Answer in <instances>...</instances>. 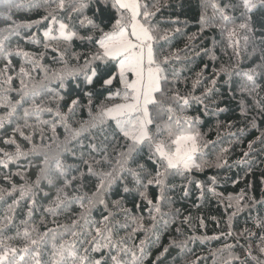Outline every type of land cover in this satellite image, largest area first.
I'll return each instance as SVG.
<instances>
[{"label": "snow or ice", "instance_id": "snow-or-ice-1", "mask_svg": "<svg viewBox=\"0 0 264 264\" xmlns=\"http://www.w3.org/2000/svg\"><path fill=\"white\" fill-rule=\"evenodd\" d=\"M211 6L238 61L249 42L254 46L258 43L260 63L241 73L255 91L256 72L264 76V0H224ZM0 7L6 9L0 11V18L9 22L0 29V59L5 61L0 69V108L4 109L0 145L8 146H0V170L12 163L25 172L33 166L36 169L33 177L26 178L18 170L7 172L3 178L7 186L0 187V201L7 196L11 203L0 221V264H46L45 255L50 257L47 264H145L149 256L146 248L159 241L153 230L157 224L167 228L170 222L162 205L168 198L166 193L176 187L175 177L183 176L190 184L193 181L187 174L204 166L197 163L198 154L207 147L200 132L192 127L197 118L178 112L195 105L209 114V102L215 104L217 113L224 111L215 100V70L207 85L197 74L191 92L181 94L183 78L176 65L190 49H180L173 39L181 34L179 16H164L162 8L174 13L183 5H162L161 0H20L15 4L0 0ZM13 8L36 10L42 15L17 24L11 14ZM45 21L41 41L36 37ZM201 23L203 28L204 17ZM21 28L28 30L24 36ZM12 36L27 38L54 53L59 52L50 48L54 43L79 41L82 51L72 55L74 65L64 58L67 50L53 57L62 67L50 70L41 62L43 53L11 48ZM252 51L255 53L256 48ZM13 55L22 56L30 65L27 69L20 66L16 89L9 74ZM37 70L43 73L42 79L32 76ZM220 71L229 73L227 67ZM198 86L200 95L196 94ZM73 87L75 92L70 91ZM13 91L15 98L10 97ZM46 94L48 101L37 102ZM101 96L106 102H100ZM44 113L51 118L42 119ZM251 127H257L255 120ZM247 148L237 166L246 165L250 170L257 160L264 164V133ZM215 167L230 169L231 165L221 154L216 156ZM13 176H19L22 183L13 182ZM186 184L180 185L184 195ZM151 187L158 189V197L148 198ZM196 187L203 190L198 181ZM113 194L118 198L108 200ZM129 197L133 201L139 197L151 206L150 212L155 213L151 229H145L142 220L135 217L132 223L133 231L152 232L155 241L150 242L146 235L139 245L129 246L126 240L115 238L114 213L122 209L128 215L121 201ZM247 206L249 212L256 209L254 227L259 229L256 238L260 244L255 253L250 244L239 245L243 258L234 259L239 264H264V198L253 196ZM244 208L243 199H238L233 215ZM18 210L26 216L23 229L14 236H4ZM95 211L100 213L99 221L93 219ZM37 212L39 224L33 219ZM61 215L65 217L63 223L57 219ZM49 222L56 227H49ZM226 235L232 236V232ZM252 236L246 229L244 239ZM12 240L18 242L10 243ZM168 251L163 248L152 264H165ZM96 252L101 253L99 258L92 255Z\"/></svg>", "mask_w": 264, "mask_h": 264}, {"label": "trees", "instance_id": "trees-1", "mask_svg": "<svg viewBox=\"0 0 264 264\" xmlns=\"http://www.w3.org/2000/svg\"><path fill=\"white\" fill-rule=\"evenodd\" d=\"M11 2L15 4L20 0H11ZM148 2L152 3V0H148ZM223 2L224 0H161L162 5H183L174 13H170L168 8H162L164 16L171 14L172 19L179 16L181 34L173 36V39L180 49H190L188 56L176 65L177 69L181 70L183 78L180 87L181 94L191 92V84L197 78V74H201L202 83L207 85L215 70L218 76L215 100L219 102L224 111L217 113L215 104L209 102V108L212 110L209 114H205L202 108L198 110L195 105L183 112H178L182 116L197 118V123H194L192 127L200 132L202 139L207 142V147L198 154L197 163L204 166L202 170L193 169L191 173L187 174L188 178L193 181L190 184H186L183 176L175 177L176 187L166 193V197L170 199L166 198L162 205V210L167 214L170 222L167 228L157 224V228L153 230L159 236V241L150 248H146L149 251V256L145 258V264H152L157 254L165 247L169 249L165 264H239L234 259L235 257L243 258V249L239 245L250 244L255 253L257 245L260 244V240L256 238L257 234H260L259 229L254 227L257 212L254 207L249 212L247 201L253 196L258 200L264 198V175H262L264 164L257 160L255 167L246 170V165L237 166L236 161L241 158L244 151L248 150V143L257 140L264 133V76H261L259 71L256 72L255 91H252V82H248L246 77L241 75L242 72L256 68L260 63L259 45L257 43L254 46L249 42L246 50L241 53L240 60H237L233 55V49L229 46L226 32H223L219 26V16L211 6L213 3L222 4ZM5 10L0 7V11ZM11 14L17 24L38 19L42 15L36 10L28 12L26 10L18 11L15 8ZM201 17H204L206 21L203 28ZM46 23L47 21L39 25L40 32L36 37L38 40L42 41ZM8 24L9 22L0 18V29L7 27ZM19 31L21 36H24L28 30L21 28ZM10 42L13 49L19 47L32 54L43 53L41 62L50 70L62 67V63L59 60H54L53 57L67 50V55L64 58L70 65H74L75 61L72 60V55L82 51L79 41L70 45L62 41L50 45V48L56 47L59 50L56 53L50 50L44 51L42 46L32 43L27 38L21 39L18 36H12ZM241 45L243 46V41H241ZM253 47L256 48L255 53L252 51ZM11 60L9 74L14 78L12 88L16 89L19 88V79L16 73L20 66L27 69L30 68V65L25 62L22 56L13 55ZM4 63L5 61L0 59V69L3 68ZM225 67L229 70L227 74L220 71ZM229 74L231 81H228ZM32 76L34 79H42L43 73L37 70L32 73ZM185 83L188 85L187 88L184 87ZM229 85H231V89ZM51 87L55 89L56 84L53 83ZM70 91L75 92L76 89L73 87ZM196 94H201L199 86ZM16 96L15 91L10 93V97L15 98ZM40 99L48 101L49 96L46 94L42 98H38L37 102ZM99 100L106 102L104 96L99 97ZM3 112L4 109L0 108V115ZM41 118L47 120L51 117L48 113H44ZM253 120L257 125L256 128L251 127ZM17 142L21 143L22 147L24 146L20 139ZM223 149H228V151L223 152ZM8 150L12 151L14 148ZM221 154L228 159L229 165H231L230 169L215 167L216 156ZM19 163L27 162L20 161ZM18 170L26 178L33 177L36 172L34 166L25 172L23 169H18L16 163L9 164L7 169L0 170V187L7 186V182L3 179L7 172L15 173ZM213 177L215 178L214 184L212 183ZM12 181L22 183L19 176H13ZM197 181L203 184V190L196 187ZM181 184H186L187 195L183 194ZM210 189H214V191ZM154 196L158 197L159 191L155 187H151L148 190V198L152 199ZM117 198L115 194L107 197L108 200ZM241 198L245 203V208L233 215L236 202ZM170 201H174V203ZM121 202L128 210V215L126 216L122 209L114 213L117 217L116 225L113 228L116 234L115 238L126 240L129 246L139 245L140 240L144 239L146 235L150 242L155 241L152 232L133 231L135 225L132 223V218L135 217L142 220L145 229H151L153 224L151 216L155 215L154 212H150L151 206L139 197L135 201L129 197ZM9 203H11V198L7 196L3 201H0V221L3 220ZM229 204L232 206L229 207ZM22 207L23 202H21ZM38 218L39 212L33 218L37 224H39ZM24 219H26L25 214L18 210L14 222L5 229L4 236H14L17 231H21L24 227L22 224ZM57 219L63 223L65 217L61 215ZM93 219L97 221L101 219L99 211L93 213ZM120 225H125V227H120ZM48 226L56 227L50 222ZM246 229H250L253 233L252 238L247 241L244 239ZM229 231L232 232V236L226 235ZM237 238L239 239L237 240ZM17 242L16 240L10 241L13 244ZM181 242H183L182 247L180 246ZM92 255L99 258L101 253L96 252ZM43 259L47 264L50 257L45 255Z\"/></svg>", "mask_w": 264, "mask_h": 264}]
</instances>
